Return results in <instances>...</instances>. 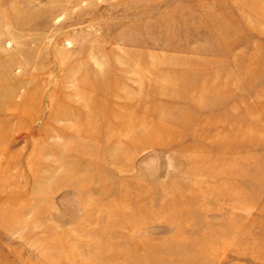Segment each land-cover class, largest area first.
<instances>
[{
    "label": "rangeland",
    "instance_id": "rangeland-1",
    "mask_svg": "<svg viewBox=\"0 0 264 264\" xmlns=\"http://www.w3.org/2000/svg\"><path fill=\"white\" fill-rule=\"evenodd\" d=\"M0 264H264V0H0Z\"/></svg>",
    "mask_w": 264,
    "mask_h": 264
}]
</instances>
